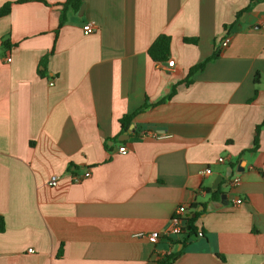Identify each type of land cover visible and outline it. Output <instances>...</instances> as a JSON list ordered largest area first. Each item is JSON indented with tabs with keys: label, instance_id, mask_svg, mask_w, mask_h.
<instances>
[{
	"label": "crops",
	"instance_id": "1",
	"mask_svg": "<svg viewBox=\"0 0 264 264\" xmlns=\"http://www.w3.org/2000/svg\"><path fill=\"white\" fill-rule=\"evenodd\" d=\"M6 1L0 264H159L180 248L171 264H264V124L249 150L264 120V1L235 19L250 0H82L61 25L65 0ZM159 34L170 68L147 53ZM192 202L201 236H133Z\"/></svg>",
	"mask_w": 264,
	"mask_h": 264
},
{
	"label": "trees",
	"instance_id": "2",
	"mask_svg": "<svg viewBox=\"0 0 264 264\" xmlns=\"http://www.w3.org/2000/svg\"><path fill=\"white\" fill-rule=\"evenodd\" d=\"M21 1H25V0H17V2H21ZM264 0H250L248 2V4L243 7L242 9H240L239 11H237L235 13V19L238 18L243 12L249 11L251 10V8L258 2H261ZM14 3V1H6L5 3H3L0 6V16H3L5 14H7L10 9H11V5ZM82 4V0H65L64 2H62L61 5V16H60V20H59V25L63 24V22L65 21V11L67 8H71L73 11L77 12L80 5ZM232 23H229L228 26H231ZM226 26V25H225ZM184 40L186 42H195L194 38H187L185 37ZM9 47V41L7 38H2L1 43H0V49L1 48H7ZM169 48H170V36L166 35V34H159L150 44V46L148 47L147 53L149 55V57L156 62H163L166 61L168 58V54H169ZM217 57V53H213L211 55V59H214ZM204 66V61L202 62H198L195 63L194 65L190 66L188 68L187 74L185 76L184 79H182L180 82H183L184 84H189L191 82V76L193 73H195L196 71L202 69ZM175 88H176V84H173L169 93L162 99H160L159 101H157V103H162L166 100H169L171 98V96L174 94L175 92ZM155 104V103H154ZM152 104H146L144 103L141 107H139L137 110L129 113V114H125L123 115L120 119V128L121 130H124L127 128V126L129 125V123L131 122L133 116L135 114H137L138 112H141L142 110L147 109L148 107H150ZM264 124V120L257 124L255 126V133H254V137H253V147L249 150L251 151H256L258 148V144H259V133L260 130L262 128ZM259 174L261 175V177L264 178V170L259 169ZM207 191L209 192V189H207ZM213 196H215V193H213ZM198 205L200 204H196L194 202H192L190 204L189 208H193L195 209ZM203 211V210H201ZM201 211H194V216H189L186 219V226L182 231V235L185 234V239L189 238L190 236H195L197 234L196 232V227L194 226V221L197 218V216L201 213ZM4 229V223H3V218L0 216V232L3 231ZM171 240V239H169ZM172 241V240H171ZM175 242V241H174ZM178 243H181L182 245L184 244L183 240L178 241ZM61 248H59V251L57 253V255L59 256L61 253ZM182 252V249H178L175 250L165 256H163V258L160 260L159 264H171L172 261Z\"/></svg>",
	"mask_w": 264,
	"mask_h": 264
},
{
	"label": "built area",
	"instance_id": "3",
	"mask_svg": "<svg viewBox=\"0 0 264 264\" xmlns=\"http://www.w3.org/2000/svg\"><path fill=\"white\" fill-rule=\"evenodd\" d=\"M95 30V25L93 22H85L82 24V33L87 35L92 33ZM230 41V36L229 35H225L218 43V47L219 48H223L225 47L228 42ZM6 61H10V57H6ZM174 64L173 59H168L166 61V66L167 68L172 67ZM49 84H52L51 81H49ZM117 151L120 153H126L127 149L124 145H119L117 148ZM219 161H222L223 158L219 157L218 158ZM210 172V168H206L204 170V173H209ZM89 175V171H85L81 176L77 175V174H73L71 176V179L73 181H79L81 178L85 177ZM59 179V175H51L49 177L48 180V184L49 185H55L57 183ZM239 181L238 177H234L232 179V183L236 184ZM236 203H241L242 200L241 199H236L235 201ZM190 205H186V204H179L175 207V209L172 212L171 217L169 218V222L167 224V226L162 229L161 231H152V232H143V231H138L133 233V236L135 237H145L147 239L150 240H156L158 238H170L173 236H179L181 235L183 229L186 226V219L190 216V212H189V208ZM198 236L202 235V232H197ZM28 251H31V248L28 249Z\"/></svg>",
	"mask_w": 264,
	"mask_h": 264
},
{
	"label": "water",
	"instance_id": "4",
	"mask_svg": "<svg viewBox=\"0 0 264 264\" xmlns=\"http://www.w3.org/2000/svg\"><path fill=\"white\" fill-rule=\"evenodd\" d=\"M83 9H84V3H82V4L80 5L79 9H78V14H79V15L82 14ZM125 136H126V135H125ZM201 208H202V206H200L199 209H201ZM192 216H194V214H193Z\"/></svg>",
	"mask_w": 264,
	"mask_h": 264
}]
</instances>
